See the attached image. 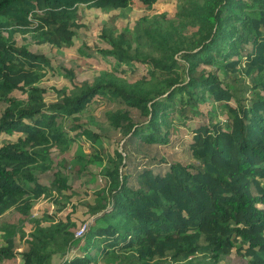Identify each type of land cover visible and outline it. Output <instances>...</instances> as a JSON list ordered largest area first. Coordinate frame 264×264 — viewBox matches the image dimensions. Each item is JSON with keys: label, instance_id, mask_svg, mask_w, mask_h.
Segmentation results:
<instances>
[{"label": "trees", "instance_id": "obj_1", "mask_svg": "<svg viewBox=\"0 0 264 264\" xmlns=\"http://www.w3.org/2000/svg\"><path fill=\"white\" fill-rule=\"evenodd\" d=\"M160 1L0 0V227L22 216L26 264H223L232 249L264 264V0ZM135 2L145 12L131 16ZM85 8L107 13L93 50L108 65L78 79L26 41L72 46ZM55 73L69 88L41 85ZM16 93L32 102L12 107ZM51 125L82 190L55 169L17 183L51 168L31 151ZM15 247L0 233V264Z\"/></svg>", "mask_w": 264, "mask_h": 264}, {"label": "rangeland", "instance_id": "obj_2", "mask_svg": "<svg viewBox=\"0 0 264 264\" xmlns=\"http://www.w3.org/2000/svg\"><path fill=\"white\" fill-rule=\"evenodd\" d=\"M174 7V2L172 0H161L156 4V8L167 10L169 13L172 11ZM145 10L143 9V6L137 2L134 4V8L132 10L131 16L134 15H141L144 13ZM130 19V17H127L126 19H123V22H126ZM84 22L87 25L86 31L81 32L77 37L74 38V42L72 46H65L62 45L59 49H52L48 46H35L29 42V47L31 50L36 52H44L48 54L51 57L52 64L55 67L59 66H66L68 68H75L78 79H82L85 77L91 76L92 73H98L100 68L103 66H107V61H103L100 57V54L98 52H95L93 49H95V45H98L100 47L107 46L99 39V31L100 28L107 22V13L104 11H101L97 8H85L84 10ZM18 43H22V39L20 36H18L17 39ZM82 44H86L91 49L88 50L89 53L92 55L90 57H87L84 53H80L79 49L82 47ZM143 72L142 67L139 66V68L134 71L133 76L137 77L141 75ZM41 85L43 86H49V87H59L61 85H65L69 88V84L67 83L66 79L55 73L53 75H47L44 80L41 82ZM54 91H51L50 94L46 95V100H52L54 99V94L52 93ZM16 98H18L17 102H12L11 106L15 107L17 109L25 107L27 104L31 103L32 100L25 94V93H16ZM222 113V111H220ZM224 114V112H223ZM219 114V115H223ZM83 120V123L86 124V118L84 116L81 117ZM189 124L194 125L196 124V121H190ZM93 128V127H92ZM60 129H57L54 127V125H51L47 129H45L42 134L40 135L46 141L43 145L33 148L32 154L34 156L35 161L42 162L46 157L50 158L52 162L50 163L51 168L46 172H40L39 170L33 168L26 171H22L18 174L17 183L22 184L24 181L31 180L32 178L37 179L42 184H48L52 178L53 169L61 172L62 174H69L70 183L82 190L84 189L83 186L80 185L81 180H87V177H84L83 179L77 177L75 174H70V170L72 167V161L67 158V153L65 151L66 149V143L64 138L60 135L59 138L56 141H53L52 139L48 138L47 136L53 135L56 133H59ZM73 133L70 132L69 135H72ZM3 137H6L5 134H2ZM114 146V144H111ZM79 152L81 148L78 146L76 147V144L73 145L72 149L70 150L73 152L75 150ZM82 151H87L86 146L84 145L81 149ZM107 152L112 153L111 148ZM93 169V168H92ZM100 184H103V181L100 178H97V181H91V184H89L87 187L89 190V194L84 199L86 201L91 200L93 197L94 189L93 186L96 185L97 187L100 186ZM89 186L91 188H89ZM62 203L64 200L62 199ZM44 202L42 200L37 201V203L33 206V215L37 214L39 208L43 205ZM68 209V208H67ZM66 210V209H65ZM82 208L78 211L77 215H80ZM22 218V216L18 214H13L8 222H5L0 227V233H4L6 236L13 238L16 244L15 247V254L13 257L5 259L2 264H26L25 257L23 256V252L26 250V245L20 241L16 235L15 232V226L18 222V219ZM83 236L79 237L82 238ZM31 264H40L37 259H33V262ZM223 264H245V260L242 259L240 256H238L235 253V250L232 249L229 252L226 253L224 257Z\"/></svg>", "mask_w": 264, "mask_h": 264}, {"label": "built area", "instance_id": "obj_3", "mask_svg": "<svg viewBox=\"0 0 264 264\" xmlns=\"http://www.w3.org/2000/svg\"><path fill=\"white\" fill-rule=\"evenodd\" d=\"M86 226H87V224H84V225H82V226L77 230V232L75 233V236H76L77 238L83 236V234H84V232H85V230H86Z\"/></svg>", "mask_w": 264, "mask_h": 264}, {"label": "water", "instance_id": "obj_4", "mask_svg": "<svg viewBox=\"0 0 264 264\" xmlns=\"http://www.w3.org/2000/svg\"><path fill=\"white\" fill-rule=\"evenodd\" d=\"M91 221H92V219L88 220V222H87V223H88V224H90V223H91Z\"/></svg>", "mask_w": 264, "mask_h": 264}]
</instances>
